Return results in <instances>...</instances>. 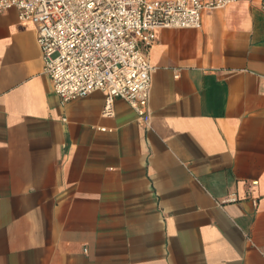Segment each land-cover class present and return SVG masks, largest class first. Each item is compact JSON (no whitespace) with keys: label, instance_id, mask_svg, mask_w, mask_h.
Here are the masks:
<instances>
[{"label":"crops","instance_id":"obj_1","mask_svg":"<svg viewBox=\"0 0 264 264\" xmlns=\"http://www.w3.org/2000/svg\"><path fill=\"white\" fill-rule=\"evenodd\" d=\"M0 12V264H264V11L161 28L149 120L63 102L37 29Z\"/></svg>","mask_w":264,"mask_h":264},{"label":"built area","instance_id":"obj_2","mask_svg":"<svg viewBox=\"0 0 264 264\" xmlns=\"http://www.w3.org/2000/svg\"><path fill=\"white\" fill-rule=\"evenodd\" d=\"M239 0H0L32 22L44 72L63 102L106 93L104 113L122 98L149 120L154 67L149 49L161 28H199L205 11ZM264 11V0H260Z\"/></svg>","mask_w":264,"mask_h":264}]
</instances>
